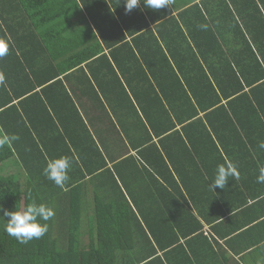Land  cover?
<instances>
[{
  "label": "trees",
  "instance_id": "1",
  "mask_svg": "<svg viewBox=\"0 0 264 264\" xmlns=\"http://www.w3.org/2000/svg\"><path fill=\"white\" fill-rule=\"evenodd\" d=\"M193 1L189 0L190 3ZM100 2L103 3L110 18L99 21L89 14L91 19L85 26V33L72 45L71 64L73 67H80L86 62H107L113 73L112 78L116 83L118 82V88L115 90H120L126 96L129 92L132 93L134 101L128 98L129 110L136 114L135 117L143 126H145V121L151 123L152 115L154 119L162 122L161 112L168 113V126L165 124L164 128L159 127L160 130L154 132V135L159 138L162 145L170 140L171 148L180 145L184 147V154H176L175 149L166 151L167 159L171 167H174L173 171L169 169V176L176 175L182 178L181 184L174 188L183 187L189 193L185 178H192L196 175L198 182L204 178L203 173L205 172L208 175L205 176L203 184L212 193H216L212 194L213 200L225 206L227 198H225L224 189L217 187L213 191L210 183L214 180L218 165L227 161V158L228 161L233 162L231 157H235L230 150L241 143L236 127L241 129V120L249 116L248 110L254 116L250 114L252 122L255 121L256 124L264 126V114L255 108V105L260 107L264 102V69L260 67L246 70L244 67H234L225 57L226 69L224 67H208L207 69L201 67L200 60H204L207 56H216L220 61L222 59L219 53L213 52L207 46V39L210 38L211 44H216L221 49L220 43L218 44L220 41L210 27L202 30L203 35L200 34L197 39L192 37L197 15L203 17L198 4H186L189 6H185L186 9L181 13L195 19L194 22L186 23L190 38H186L187 36L181 32L179 37L174 33L172 40H168L159 31V26L156 27L157 31L154 33L147 25L139 28L132 27L122 14H118L120 19L117 20L110 7H113L114 3V7L118 8L121 4L125 7L126 0H100ZM230 2L232 7L235 6L237 12L244 16V21L241 20V23L250 35L251 44L247 45L250 55L254 58L251 60V65H254V62L258 60L255 57L256 52L260 55V60L264 59V42L260 38V30L264 29V0H230ZM22 5L28 8L29 3L22 2ZM200 6L206 10L209 20L215 16L216 12L227 10L230 7L229 5L227 7L225 2L216 0H201ZM49 10L47 0L37 4L32 11L26 10V20L22 24L27 32L23 38L26 42H34L36 33L39 34L44 45L48 44L50 38L43 34L48 33L45 29H49V23L52 21L48 17L50 16ZM84 22L87 23L85 20ZM40 30H44V33H39ZM194 47L196 53L193 52ZM197 48L204 50L198 51L200 58L197 56ZM111 62L119 69L120 76L114 73ZM186 63H188L187 67L184 66ZM130 64H136L138 67L130 66ZM193 64L196 67H193ZM231 80H235L236 83H228ZM112 86H114L113 82L109 84V87ZM99 88L101 89L100 86ZM245 88L248 89L245 90ZM210 93L214 94L212 98ZM147 95H150V98H147ZM204 96L207 98L205 99ZM119 98V100L106 98V101L110 106L115 104L117 107L123 102V99ZM223 100L227 101L223 102ZM52 101L51 96L45 101L31 102L26 112L28 124L24 123L22 117H17L20 116L18 112L16 117H11L8 123L0 118V135L19 136L11 147L5 145L0 149V162L14 157L21 165L25 176L19 180L14 175H0V205H2L0 208V264H140L142 261L147 263L159 261V264H162L161 256H155L157 250L154 248L150 256H128L129 251L135 249L133 241L128 238L129 234L133 235L136 232L138 238H143L148 242L152 240L162 254L167 255L183 247L180 243L181 239L187 241L200 235L201 221L189 209L193 203L196 205V200V215L199 218L202 217L204 221L206 219L213 224L225 217L226 212L216 214L214 217V211H207V208L205 211L201 209L204 204L210 202V198L198 194L197 198H194L189 194L190 198L181 197L185 200V212L177 213L175 223H171L166 229H161L159 226L161 219L156 218L159 214L144 210L139 203L135 204L137 211L130 208L129 204L125 209H119L114 204H106L99 201L100 197L98 199L95 197L93 200L95 202L94 213L84 214L87 219L95 223V229L89 230L92 235L91 239L83 248H80L77 241H72L69 246L64 239L65 231H67L65 222L69 221L68 226L74 227L70 232L73 229L76 233L78 232L77 226H74L78 223L73 222H79L82 216L80 210L81 205H84L81 196V190L84 189V175L74 167L77 161L72 155V150L65 148L67 144L72 146L77 139L85 138L80 141L82 143L85 140L88 141V138L84 134L79 135L66 125L70 139H64L62 131H58L57 126L52 122L53 117L48 113L49 109L57 112L58 107L56 106V109V103ZM245 103L248 104L249 109L244 108ZM126 107L127 105L124 106L125 110ZM118 109L122 110V107ZM148 110H154L152 115ZM200 112L203 113L202 117L199 116ZM1 113L6 116L11 115V111L8 110ZM157 113L158 116H156ZM122 114L129 116L124 111ZM57 120L62 122L64 118L58 115ZM41 124L43 125L40 126ZM223 128L235 131L233 134L222 135L220 131ZM84 132L89 133L86 128ZM226 147L230 148L227 150ZM74 149L75 152L77 147ZM222 150L226 153V159L221 156ZM62 156H67L74 161L68 172L70 179L64 190L43 175L47 161ZM81 158L82 155L78 153L77 159L81 161ZM142 161V166L145 167L148 163L146 158L144 157ZM193 165L197 166L195 173ZM235 165L241 176L244 168L240 163ZM254 166L258 171L259 166L256 164L250 165L249 168L253 169ZM87 170L88 173L97 171ZM111 175L113 176V173ZM230 179L236 187L240 188L243 182L241 177L238 180L231 177ZM114 185L121 190L115 179ZM198 186L199 183H197V189ZM123 187L128 190L125 186ZM113 188L111 186V189ZM33 200L37 204L43 203L53 208L56 214L47 222L39 221L42 224L47 223L49 228L43 238L21 244L7 234L8 217H5L3 212L26 207ZM231 210L228 211L231 212ZM131 220L136 221V226H138L136 229L130 228ZM168 228L170 229L167 230ZM169 233V240H164V236ZM68 247L69 249L74 247L73 253L76 256H69ZM162 257L166 258L167 264H219L218 259L211 257V260H207L206 256H183L180 263L176 260L170 261V256Z\"/></svg>",
  "mask_w": 264,
  "mask_h": 264
},
{
  "label": "crops",
  "instance_id": "2",
  "mask_svg": "<svg viewBox=\"0 0 264 264\" xmlns=\"http://www.w3.org/2000/svg\"><path fill=\"white\" fill-rule=\"evenodd\" d=\"M44 1L46 0H0V40L10 46L9 54L0 59V73H3L6 78V84L0 86V118L8 123L11 117H16L18 112L20 116L17 117H22L24 123L28 124L26 112L31 102L45 101L52 96V102L56 103L55 108L58 107V109L56 113L53 109H49L48 113L53 117L52 122L55 123L58 131H62L64 139H70L66 125L79 135L84 134L88 138V141L85 140L82 143L80 141L85 138L77 139L72 146L67 144L65 148L72 150V155L77 161L74 167L84 175V189L81 190L84 205H81L80 210L82 216L79 222H73L78 223L74 225L77 226L78 232L76 233L74 229L70 232L74 227L68 226L69 221L65 222L67 231H65L64 239L69 246L72 241H77L80 248H83L91 239L92 235L89 230L95 229V223L87 219L84 214L94 213L95 202L93 200L95 197L97 199L100 197L99 201L114 204L119 209H125L129 204L130 208L137 211L135 204L139 203L144 210L159 214L156 215L157 219H161L159 226L161 229H166L171 223H175L177 213L186 210L185 200L181 197L190 198V194L197 198L198 194L210 198V202L204 204L202 210L205 211L207 208V211H214V217L216 214L226 212L225 217L213 224L206 219L204 221L202 217L199 218L196 215V200V205L193 203L189 209L201 221V233L197 238L192 237L187 241L181 239L180 243L183 247L164 255L152 240L148 242L143 238H138L136 232L133 235L131 233L128 238L133 241L135 249H131L128 256L152 255L151 250L154 248L157 250L155 256H161L162 264H167L166 258L162 256H170V261L176 260L179 263L183 260V256H206L207 260H211V257L218 259L219 264H234V262L235 264H264V183H257L259 173L255 166L253 169L249 168L254 164L264 165V149L259 147V144L264 142V126L256 124L255 121L252 122L250 114L252 116L253 114L248 110L249 116L241 120V129L236 127L241 143L231 148L230 151L235 158L231 155L230 157L235 164L240 163L244 168L240 176L243 182L239 188L229 178L230 182L224 189L225 198H227L225 206L215 202L212 194L216 193H212L203 184L205 176L208 175L205 172L203 173L204 178L198 182L196 175L192 178H185L189 193L183 187L174 188L181 184L182 178L176 175L169 176V169L173 171L174 167H171L166 151L175 149L176 154H184V147L180 145L171 148L170 140L162 145L159 138L154 135V132L160 130L159 127L164 128L165 124L168 126V113L161 112L162 123L154 119L152 115L154 110H148L152 115L151 123L145 121V126H143L135 117L136 114L129 110V99L134 101L132 93L129 92L126 96L120 90H115L118 88V82L116 83L112 78L113 73L107 62H86L80 67H73L70 62L72 45L85 33V26L91 19L90 15L99 21L110 18L103 3L100 0H47L50 7L48 17L52 21L49 23V29H45L48 33L43 35L48 36L50 40L44 45L39 34L35 33V41L26 42L23 38L27 32L22 26L26 20V10L32 11L37 4ZM216 1H223L227 7L228 5L230 7L227 10L216 12L210 20L206 10L200 6L201 0H194L192 3L189 0H175L172 7L155 13L152 9L145 7L144 0H140V7L129 14L125 13V7L122 4L117 8L114 7V3L110 9L115 13L117 20L120 19L118 14H122L132 27L139 28L147 25L154 33L157 31L156 27L159 26L162 35L172 40L174 33L179 37L181 32L187 36L186 38H190L186 23L194 22L195 19L181 13L189 5L198 4L203 17L197 15L192 37L197 39L200 34L203 35L200 25H208L220 41L218 44L220 43L221 49L216 44L212 45L210 38L207 39V46L213 52L219 53L222 59L220 61L216 56H207L206 60H200L201 67L204 69L224 67L226 69L225 57L234 67H244L246 70L260 67L264 69V59L260 60L257 52L254 53L258 60L251 65V60L254 58L250 55L247 45L251 44L249 32L241 23V20L244 21V16L237 12L235 6L232 7L230 0ZM22 2L29 3L28 8L23 7ZM211 5L213 6V3ZM39 33H44V30H40ZM260 38L264 42V29L260 30ZM200 50L204 51L202 48H197L199 58L201 55L198 51ZM193 52L196 53L195 47ZM187 65L188 63L184 66L187 67ZM130 66L138 67L136 64H130ZM192 66L196 67L195 64ZM111 67L114 73L120 76L119 69L113 62H111ZM209 78L211 79L210 76ZM111 82L114 86L109 87ZM228 83L236 82L231 80ZM212 95L214 94L210 93L211 98ZM119 97L123 99V102L117 107L115 104L110 106L106 101V98L119 100ZM147 98H150V95H147ZM204 98L207 97L204 96ZM226 101L223 100V102ZM125 105H127L126 110ZM120 107L122 110L118 109ZM244 108L249 109L250 107L245 103ZM255 108L264 114V102L260 107L255 105ZM7 110L11 111V115L6 116L1 113ZM122 111L129 116H123ZM158 113L156 116L159 115ZM58 115L64 118L62 122L57 120ZM199 116L202 117L203 113L200 112ZM142 120L144 121L143 118ZM85 128L89 131L88 134L84 132ZM234 131L223 128L220 133L227 135L233 134ZM167 132L168 135L169 131ZM149 137L151 138L147 141ZM141 142L143 144H140ZM75 147L77 149L74 152ZM229 148L226 147L227 150ZM222 152L221 156L226 159V153L223 150ZM78 153L82 155L81 161L77 159ZM144 157L148 162L145 167L142 166ZM9 160L18 165L21 170V165L14 157H9L0 164ZM226 160L228 161V158ZM196 168L197 166L193 165L194 173L197 171ZM87 169L97 171L88 173ZM111 173L121 190L114 185ZM22 174L25 177L23 172ZM197 183H199L198 189ZM111 186L114 188L111 189ZM97 203L99 206L98 201ZM135 222L134 220L129 222L130 228L138 227ZM169 236L170 233L165 235L164 240L168 241ZM73 249L74 247L67 248L69 256H76ZM118 254L121 255V253ZM140 264H159V261L153 263L142 261Z\"/></svg>",
  "mask_w": 264,
  "mask_h": 264
},
{
  "label": "clouds",
  "instance_id": "3",
  "mask_svg": "<svg viewBox=\"0 0 264 264\" xmlns=\"http://www.w3.org/2000/svg\"><path fill=\"white\" fill-rule=\"evenodd\" d=\"M145 7L154 11H160L164 8H170L175 4V0H144ZM140 7V0H126L125 13L129 14L134 9ZM201 30H207L208 25H200ZM10 52L8 43L0 40V59L5 58ZM6 84V78L3 73H0V86ZM19 136L13 134L0 135V149L5 145L11 147ZM261 149H264V142L259 144ZM74 161L67 156H62L55 159H49L43 170V175L53 181L56 186L65 189L70 177L68 175ZM257 183H264V165L258 167ZM240 179V174L237 166L231 161H225L218 165L214 180L210 183V188L215 191L217 187L225 189L228 186L229 178ZM2 208V205H0ZM53 208L46 204H37L33 200L26 207L19 208L15 211L4 210L3 215L8 217L6 232L9 236L15 238L21 244H27L33 240L43 238L49 228L47 223H40V220L45 222L55 217Z\"/></svg>",
  "mask_w": 264,
  "mask_h": 264
},
{
  "label": "rangeland",
  "instance_id": "4",
  "mask_svg": "<svg viewBox=\"0 0 264 264\" xmlns=\"http://www.w3.org/2000/svg\"><path fill=\"white\" fill-rule=\"evenodd\" d=\"M0 175H14L19 180L24 178L19 166L11 160L0 164Z\"/></svg>",
  "mask_w": 264,
  "mask_h": 264
}]
</instances>
